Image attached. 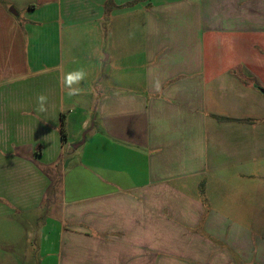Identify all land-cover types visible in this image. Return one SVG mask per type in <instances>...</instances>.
I'll return each mask as SVG.
<instances>
[{
    "label": "crops",
    "instance_id": "obj_1",
    "mask_svg": "<svg viewBox=\"0 0 264 264\" xmlns=\"http://www.w3.org/2000/svg\"><path fill=\"white\" fill-rule=\"evenodd\" d=\"M0 264H264V0H0Z\"/></svg>",
    "mask_w": 264,
    "mask_h": 264
},
{
    "label": "clouds",
    "instance_id": "obj_2",
    "mask_svg": "<svg viewBox=\"0 0 264 264\" xmlns=\"http://www.w3.org/2000/svg\"><path fill=\"white\" fill-rule=\"evenodd\" d=\"M82 78H83L82 73L76 74V75L70 74L66 77V83H67V85L71 86L74 82H78ZM75 91L76 90H70L69 95L74 94ZM38 99H39V102L41 104V110H43V103H44L46 98L44 96H40Z\"/></svg>",
    "mask_w": 264,
    "mask_h": 264
},
{
    "label": "water",
    "instance_id": "obj_3",
    "mask_svg": "<svg viewBox=\"0 0 264 264\" xmlns=\"http://www.w3.org/2000/svg\"><path fill=\"white\" fill-rule=\"evenodd\" d=\"M86 135H87V133H85V134L83 135V138H82V141H81V142H79V143H77V144H75V145L73 146L74 149H77L80 145L84 144L85 139H86Z\"/></svg>",
    "mask_w": 264,
    "mask_h": 264
},
{
    "label": "rangeland",
    "instance_id": "obj_4",
    "mask_svg": "<svg viewBox=\"0 0 264 264\" xmlns=\"http://www.w3.org/2000/svg\"><path fill=\"white\" fill-rule=\"evenodd\" d=\"M92 120H93V119H92ZM92 123H93V121L91 122V126H92ZM85 132H86V131H84V133H82V137H81V138H83V135L85 134ZM81 141H82V139H81ZM81 141H80V142H81ZM76 144H77V143H76ZM66 148H67V149L70 148L71 151H72V149H73V148L71 147L70 144H67Z\"/></svg>",
    "mask_w": 264,
    "mask_h": 264
},
{
    "label": "trees",
    "instance_id": "obj_5",
    "mask_svg": "<svg viewBox=\"0 0 264 264\" xmlns=\"http://www.w3.org/2000/svg\"><path fill=\"white\" fill-rule=\"evenodd\" d=\"M61 133H62V137L65 138L66 133H65L63 125H61Z\"/></svg>",
    "mask_w": 264,
    "mask_h": 264
}]
</instances>
